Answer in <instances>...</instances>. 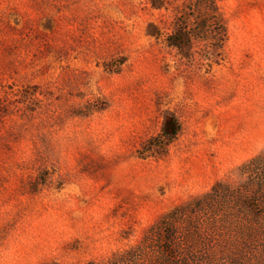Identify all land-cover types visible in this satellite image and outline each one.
Returning a JSON list of instances; mask_svg holds the SVG:
<instances>
[{
	"label": "rangeland",
	"instance_id": "obj_1",
	"mask_svg": "<svg viewBox=\"0 0 264 264\" xmlns=\"http://www.w3.org/2000/svg\"><path fill=\"white\" fill-rule=\"evenodd\" d=\"M217 3L204 39L188 0H0V264H264L231 202L149 241L264 154V0Z\"/></svg>",
	"mask_w": 264,
	"mask_h": 264
},
{
	"label": "trees",
	"instance_id": "obj_2",
	"mask_svg": "<svg viewBox=\"0 0 264 264\" xmlns=\"http://www.w3.org/2000/svg\"><path fill=\"white\" fill-rule=\"evenodd\" d=\"M183 13L185 14L177 16L181 24L179 26L190 30L193 37L207 39L213 36L217 39L224 32L225 27L217 0H188ZM192 19L194 22H190ZM239 171L243 177L241 184L232 186L227 182H217L202 197L174 208L165 215L149 241L159 238L171 242L175 233L173 226L177 220L205 207L212 208L217 203L231 202L239 208V211L251 213L256 218H263L264 154L254 156L243 163ZM258 208H262V211ZM174 250V247L166 246V252L172 253Z\"/></svg>",
	"mask_w": 264,
	"mask_h": 264
}]
</instances>
